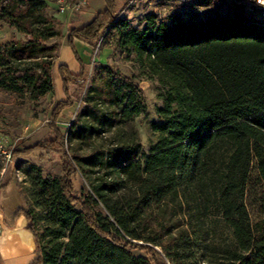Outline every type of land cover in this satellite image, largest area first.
<instances>
[{
  "label": "trees",
  "instance_id": "trees-1",
  "mask_svg": "<svg viewBox=\"0 0 264 264\" xmlns=\"http://www.w3.org/2000/svg\"><path fill=\"white\" fill-rule=\"evenodd\" d=\"M115 1L105 0L66 37L80 71L58 67L65 101L54 106L48 128L61 149V176L34 168V208L17 209L4 224L26 219L36 256L30 264H264V23L228 4L204 19L149 14L138 28ZM216 1L195 4L214 9ZM51 2L0 0V21L22 36L0 46V89L14 102L37 106L53 92L57 45L50 41L62 21L47 15ZM108 40L135 56L161 102L147 151L125 129L146 112L136 79L101 63L84 79L74 41L95 50ZM81 79L82 107L62 134L56 122L73 105L69 83ZM109 133L110 145L76 154V144ZM75 172L88 186L80 195ZM253 186L259 192L251 194ZM213 225L228 230L229 244L213 245Z\"/></svg>",
  "mask_w": 264,
  "mask_h": 264
},
{
  "label": "rangeland",
  "instance_id": "rangeland-1",
  "mask_svg": "<svg viewBox=\"0 0 264 264\" xmlns=\"http://www.w3.org/2000/svg\"><path fill=\"white\" fill-rule=\"evenodd\" d=\"M86 3L87 4L78 11L72 10L63 15L59 14L57 5L56 3L53 4V2L49 3L47 10V15L62 21L59 37L52 39L50 42L56 43L57 50L55 51V56L57 59H61V64L66 63L65 65L68 69L71 66L70 62L66 59L68 55L71 56V58L74 55L71 50L68 49V55L66 57L65 52L62 53L63 47L62 49H60V47L66 43L69 30L87 24L106 7L105 0H87ZM227 7L228 3L225 0L216 1L214 3V9L200 8L196 6L195 0L115 1V10L119 12L120 16L132 20V24L138 28L144 26L145 22L142 20L149 14L157 16L159 21L165 20L172 12L183 13L185 17L204 19L212 14L214 10L223 12ZM256 29L259 28L257 27ZM19 39H22V36L18 35L14 30L8 28L5 23L0 21V46L11 40ZM83 45L77 43L76 50L78 56L86 61V74L84 75V79L89 76L92 69L95 67L93 63L114 66L121 73L127 76H133L136 79L144 93L146 112L135 118L125 129L128 131L131 129V131L135 132L142 149L147 151L148 144L150 140L153 139L151 125L152 123L159 122L156 115V108L161 105V102L156 98L154 84L145 80L143 69L139 61L135 59V56L122 54L115 48L112 41L108 40L99 43L95 50L90 49L86 45H84V47ZM57 64L58 62L56 61L55 65ZM55 65L53 64L52 70L55 69ZM61 84V79H59L55 72L53 92L43 98L37 106H32L28 101L14 102L12 94L0 89V134L4 139L6 138V143L4 145L5 151L9 152L12 150L9 162H7L3 156H0V184L2 186L0 190V218L1 225L4 227L0 228V235L3 229H14L19 219L24 220V229L26 230L27 222L23 216H20L16 220L13 228H8L6 224H4V221L10 223L17 209L34 208L30 185V175L35 173L34 168L39 170L44 177L56 178L61 176V149L55 142L54 132L48 128L54 106L59 101H65L63 91L59 92ZM85 87L86 82L83 79L72 80L69 83V96L73 101V105L64 109L56 122V126L62 134H65L70 128L71 122L75 118L76 111L82 107L81 98L84 94ZM112 140V135L109 133L103 135L94 142L81 141L79 144L75 145L76 154L78 156H85L93 147L110 145L113 142ZM8 141L11 143L16 141L18 146L15 149H11ZM36 145H38L39 148L23 153L27 148L29 149ZM17 151H19V154H16ZM67 151L70 152L69 149ZM71 180L73 190L78 195L82 193L83 188H88L84 177L79 172L72 174ZM258 188V186H253V190L251 189L253 193L251 194L259 192ZM212 220L214 221V219ZM212 227L214 232L211 237V242L214 246L224 247L230 243V234L225 227L222 225H213ZM10 241H12V239L9 233H7L5 235V242L7 244ZM133 254L136 256H147L145 251L139 250H134ZM33 255L35 259V252Z\"/></svg>",
  "mask_w": 264,
  "mask_h": 264
},
{
  "label": "crops",
  "instance_id": "crops-1",
  "mask_svg": "<svg viewBox=\"0 0 264 264\" xmlns=\"http://www.w3.org/2000/svg\"><path fill=\"white\" fill-rule=\"evenodd\" d=\"M77 43L83 45V43L79 41H74L75 50L77 48ZM64 45V46H63ZM60 49H62V53L65 52L67 57L68 49H70L65 43L63 44ZM84 46V45H83ZM85 47V46H84ZM59 49V50H60ZM77 52V50H76ZM78 54V52H77ZM73 58V59H72ZM71 58V56L68 55L67 59L70 62V68L69 71L73 74H77L80 71V66L76 62L74 56ZM81 61L86 64L85 60H82V58L79 56ZM58 62L57 65H55V62ZM55 66V69L52 70V79L54 83V74L55 72L58 75V67L60 65H64L66 63L61 64V59H56L53 63ZM67 67V66H66ZM60 79V77H59ZM54 89V86H53ZM59 92L62 91V84L59 87ZM25 222L24 220H18V224L14 229H3L1 235H0V264H30L31 261L34 259V243L32 241V236L28 231L24 229ZM0 228H4L1 225V218H0ZM9 233L12 241L8 242L6 244L5 242V235Z\"/></svg>",
  "mask_w": 264,
  "mask_h": 264
},
{
  "label": "built area",
  "instance_id": "built-area-1",
  "mask_svg": "<svg viewBox=\"0 0 264 264\" xmlns=\"http://www.w3.org/2000/svg\"><path fill=\"white\" fill-rule=\"evenodd\" d=\"M87 0H56L57 10L59 14L63 15L72 10L78 11L84 7ZM230 6L240 7L243 14L247 17H252L257 21L264 23V0H225ZM6 143V138L4 139L0 134V156L9 162L11 159V151L6 152L4 145ZM11 149H15L18 143L8 141Z\"/></svg>",
  "mask_w": 264,
  "mask_h": 264
}]
</instances>
